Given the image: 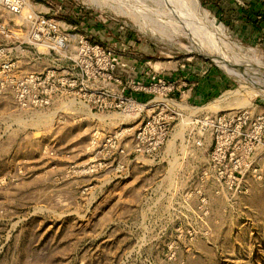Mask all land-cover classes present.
Returning <instances> with one entry per match:
<instances>
[{
    "label": "rangeland",
    "instance_id": "1",
    "mask_svg": "<svg viewBox=\"0 0 264 264\" xmlns=\"http://www.w3.org/2000/svg\"><path fill=\"white\" fill-rule=\"evenodd\" d=\"M27 1L76 36L68 57L36 48L28 8L14 16L0 3V48L22 50L0 57L14 63L0 68V264H264V96L194 45L264 77V39L232 28L216 6L227 0ZM78 35L143 68L141 109L119 103ZM208 69L222 85L206 80L214 92L181 103L184 73ZM153 73L176 81L164 96L180 116L166 117ZM31 74L48 81L21 84ZM157 121L168 135L154 149ZM143 130L152 143L137 150Z\"/></svg>",
    "mask_w": 264,
    "mask_h": 264
},
{
    "label": "built area",
    "instance_id": "2",
    "mask_svg": "<svg viewBox=\"0 0 264 264\" xmlns=\"http://www.w3.org/2000/svg\"><path fill=\"white\" fill-rule=\"evenodd\" d=\"M0 3L6 8L8 12H10L14 16H20L24 8H28V12L24 16V19L29 24L30 30L28 33V37L29 40H31L30 43H32L35 47L37 46L36 48H38V45L43 44L44 47L48 50V52L52 51L54 53H60L65 57H68L66 51L68 48L69 41L71 37H74L76 35L63 33L60 30L61 28L59 23L54 19V17L45 14H40L36 11L34 7L31 6V4L27 0H0ZM78 37L79 42L83 43V45L81 46V50L84 52V55L89 56L90 60L93 61V64H95L96 66H98L99 63L104 64L102 67L100 65L98 67L108 72L109 79L115 81L116 83H121V78L114 76V72L117 66L122 65V63H120L122 57H120L119 54H117L114 50L108 47H103L98 44H88L87 40H85L84 36L82 35H78ZM13 48L14 47L0 48V57L2 58V56L5 55L6 52L8 53L10 51L9 49ZM12 66H14V63L1 59L0 68L2 69V71H8ZM145 74H147V72ZM150 77L151 79L156 80L157 83L165 89V92L160 95V98L161 100H163L165 107L171 113L169 116L166 114V117L170 119L176 115L180 116V109L170 104L173 103V101H171L170 98L164 96L166 95L167 91L173 90V84L176 81L171 82L167 79L166 76H157L155 73H153V75H151ZM46 81H48L47 78L42 79L40 76H34L31 74L30 76L25 77L21 84L33 83L35 85H40L42 83H45ZM142 84L143 81L141 79L127 78L122 87V94L118 97L119 103L126 102L127 105H135V107L136 104L137 106H144V104L138 103V101H136L137 99L123 93V90L128 88L133 89L135 91H147L148 89L142 86ZM116 105L117 104H115V106ZM222 117L225 118L226 114H223ZM220 119L221 118H218L217 120ZM148 124L149 123H147L145 126H147ZM167 131L168 130L165 124H160L159 121H157L152 126V132H149V135L152 134V137L156 138L153 145L154 149L156 146L163 142L164 138L168 135ZM145 133V130H143V132L138 131L136 135V138L138 139L137 150H141L143 146H146V148H148L147 145H150L152 143L145 142L146 140L143 138V135Z\"/></svg>",
    "mask_w": 264,
    "mask_h": 264
},
{
    "label": "crops",
    "instance_id": "3",
    "mask_svg": "<svg viewBox=\"0 0 264 264\" xmlns=\"http://www.w3.org/2000/svg\"><path fill=\"white\" fill-rule=\"evenodd\" d=\"M236 2L235 0H227V3L220 2L218 5V7L220 8L219 11L226 12L225 8L227 7V19L229 18V20L227 21H231L232 28H236V27L239 28V26L240 27L242 26L243 28H245L246 26H243V25L247 24L249 26V27L248 26L246 27L248 29L247 31L248 35H250L251 37L255 36V38L258 37V39H264V18L262 20H257L256 17L252 15L250 11V6H251L250 4L241 5L240 2H238L239 4ZM258 4L263 9L264 4H262L261 2H257V1L255 2V5H252L251 7L257 8ZM245 9L248 12L246 14L243 11ZM234 24H240V25H236L234 27ZM60 27L62 28L63 25L60 24ZM4 34L7 36H11V35L16 36V32L13 30L12 31L5 30ZM14 49H19V48H14ZM34 49H33V52H34ZM19 50L20 52H22L21 49ZM15 51L17 52V50ZM120 63H122V65L118 66V68L116 69V72H114V76L121 78L122 82L116 83L113 80L109 78L108 79H109L110 85H112L115 88L121 87V91H122L123 84L127 78H135V79H141V80L143 79V76H142L143 68L140 65L138 66L137 64H135V60L133 61L132 59H125L124 62L122 60ZM15 65H16V70L18 72H21V70L24 71L21 60L20 61L17 60ZM215 74L216 73L214 71H212L211 69H208V73L206 75H202V76H198V78L197 77L194 78L190 72H185L184 76L182 77L183 79H185V81H182L181 84L178 85L179 89L177 90V96L178 98H180L181 103L198 102L201 100V98H203L205 93L207 92L210 93V91L214 92L215 89H213V85L211 86L207 85L206 87H202V86L206 80H208L206 82H209V84L212 82V84L219 83L222 85L223 82L221 81L220 77H215ZM195 79L198 81V84L193 86L192 84H194ZM183 85H186V86H183ZM69 91L72 92V90H69ZM76 93H78V91H76ZM123 93L137 100H140V101L146 100V98L148 100V97L150 96V94L148 95L143 92H137L130 88L124 89Z\"/></svg>",
    "mask_w": 264,
    "mask_h": 264
},
{
    "label": "bare ground",
    "instance_id": "4",
    "mask_svg": "<svg viewBox=\"0 0 264 264\" xmlns=\"http://www.w3.org/2000/svg\"><path fill=\"white\" fill-rule=\"evenodd\" d=\"M121 14V13H120ZM199 39L194 40L195 41V47L196 50L204 54L207 57H210L212 61L221 66L224 67L226 71L235 73V76L237 80H239L241 83H245L244 85H249L248 88L251 87L250 90H253L254 92L263 95L264 96V77L262 75L252 72V71H244L243 69L238 68V63L235 61L236 59H228L225 55H223L220 51L211 48L210 45H207L206 43L203 45L201 42H198ZM200 41V40H199ZM189 49V48H188ZM224 98H218L214 101L210 102L206 106L209 108H220L221 103H223ZM142 107L139 106L137 109H141Z\"/></svg>",
    "mask_w": 264,
    "mask_h": 264
},
{
    "label": "trees",
    "instance_id": "5",
    "mask_svg": "<svg viewBox=\"0 0 264 264\" xmlns=\"http://www.w3.org/2000/svg\"><path fill=\"white\" fill-rule=\"evenodd\" d=\"M218 5H219V4H217L216 6L218 7ZM251 6H252V4H251ZM251 6H250V11H251L252 15H254V12L257 10V8H256V7L253 8V7H251ZM258 7L261 8L259 5H258ZM217 9H220V8L218 7ZM253 9H255L254 12L252 11ZM243 11L245 12V14L247 13L246 9L243 10ZM83 15L86 17L87 13H84V12H83ZM85 17H84V18H85Z\"/></svg>",
    "mask_w": 264,
    "mask_h": 264
}]
</instances>
